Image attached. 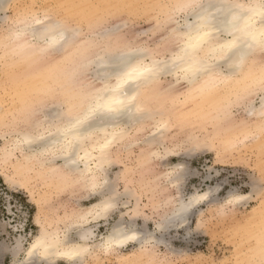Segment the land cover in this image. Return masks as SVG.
Masks as SVG:
<instances>
[{"label": "snow or ice", "instance_id": "6c2138e0", "mask_svg": "<svg viewBox=\"0 0 264 264\" xmlns=\"http://www.w3.org/2000/svg\"><path fill=\"white\" fill-rule=\"evenodd\" d=\"M140 7L156 13L155 27L144 35L167 33L154 48L134 43H117L113 47L111 41L121 31L120 25L95 33L85 44L99 46L100 50L73 68L74 78L87 75L92 80L90 89L74 90L69 104L55 106L50 114L36 108L22 110L15 120L16 130L2 137L5 147L0 161L7 164L12 159L20 162L23 158V162L34 168L55 171L67 186L82 185L89 199L94 200L87 212L75 218L72 234L66 231L63 239L49 231L37 214L38 234L25 232L12 246L0 244V257L11 255L12 264H89L94 254L118 252L130 243L141 248L155 246L159 242L158 233L170 234L181 228L190 231L195 206L204 201L220 204L217 193L224 189L227 195L221 207L255 200L264 208V171L260 178L254 173L242 174L239 180L225 175L204 191V186L212 180L211 173L205 175L178 162L167 173L169 183L180 190V185L199 177L200 185L194 186L191 196L177 198L173 211L157 220L154 229L139 222L141 215L147 220V213L141 212L139 206L133 209L128 191H120V173L113 177L111 153L114 146L130 138L149 120L157 122L158 132L160 126H167L161 124L162 114L148 107L150 101L165 94L153 91V86L170 76L175 77L177 84H186L189 94L203 92L209 85H227L239 81L247 62L257 51L264 53V0H175ZM23 23L22 34L44 39L46 47L42 51L51 50L53 54L59 53L63 44L76 43L75 38L83 36L84 31L83 26L72 27L66 20L48 13L43 19L33 17ZM105 41L108 43H101ZM173 41L176 47L170 49L168 45ZM256 90L264 120V71L243 92L228 94L231 114L236 115L237 109L251 112L253 108L247 99ZM260 131L264 132V124ZM156 139L157 134L153 133L141 143L152 144ZM165 154L180 153L171 149ZM191 154L192 150L187 149V155ZM4 183L8 185V193L21 190L7 176ZM5 208L10 217L21 218L17 230L31 219V210L19 203L14 206L11 197L5 201ZM258 227L257 246L250 249L253 258L248 264H264V220ZM29 237L34 239L24 255ZM0 264L8 261L0 260Z\"/></svg>", "mask_w": 264, "mask_h": 264}, {"label": "rangeland", "instance_id": "374dc122", "mask_svg": "<svg viewBox=\"0 0 264 264\" xmlns=\"http://www.w3.org/2000/svg\"><path fill=\"white\" fill-rule=\"evenodd\" d=\"M172 2L175 0H7L0 9V40L9 33L11 28L13 30L19 25L20 19H26L25 16L29 19L31 15L33 17L49 13L56 19L59 16L63 17L72 27L83 26V36H78L79 39L87 40L97 32L120 25L121 31L111 41L114 44L113 47H116L117 43H134L154 48L162 35L167 33L156 32L144 35L155 27L156 13L140 6ZM61 5H82L83 7L62 8ZM125 5H133V7H125ZM168 47L175 49V41ZM99 49V46H95L92 51L96 53L95 51ZM2 50L4 48L0 49V57H2L0 59V110L2 109L1 112H3H0V151L4 144L3 135L14 131L13 123L22 110L28 107L26 105L32 104L38 111L49 113L55 106L64 102L59 85L64 84L67 79H72L70 71L76 62L71 48L65 53L63 51L52 53L51 58L44 62L40 61L41 64L57 66L55 77L47 80L48 85L42 77H35L34 83L32 80L26 82L24 73L28 74V70L22 65H19L22 68L12 65L14 57L9 65L10 58H7V54L5 55L6 49ZM258 56L264 60V53L260 52ZM41 64H37L38 70L44 66ZM21 69H25L24 75L20 73ZM247 73L244 79L229 86H221L214 95L207 92L204 98L199 93L189 94L186 84L183 82L177 84L171 77L161 81L160 87L165 93L164 98L160 97L157 100L158 109L155 108L156 106H151L150 109L172 114L174 124L172 123V127L165 132L161 144L175 149L180 153L179 155H170L164 159L155 156L148 167H145L138 163L139 149L142 145L127 148L119 144L118 147H114V151L119 153L117 154L119 163L113 166L115 169L113 177L116 173H120V191H128L133 209L139 206L141 212L147 213V220L143 215L139 217L141 224H147L154 229L157 220L173 211L177 198L182 195L191 196L194 186L200 185L199 177L191 178L187 185H180V190L173 183H169L167 173L178 162L186 163L190 168L198 169L205 175L211 173L212 180L204 186V191H207L209 185L214 186L216 179H222L225 175L239 180L242 174L254 173L257 178H260L261 172L264 171V132L260 131V126L264 124V120L261 119V115L259 117L249 115L244 109H237L236 115H232V110L227 106L228 94L233 91L243 92L260 72L256 69L250 72L248 70ZM82 76L86 81L88 80L86 78H89L87 75ZM42 87L45 88L42 89ZM51 88L53 91L49 92ZM11 89H15L16 94ZM20 91L23 94L20 95ZM17 92H20L19 97ZM248 100L257 106L258 91H253L247 103ZM40 118L42 119L43 116ZM192 133L198 138L197 145L195 143L194 146L190 143V139H187ZM148 134L149 131L145 132L139 141L144 140ZM161 147L158 145L151 150L156 153L162 149ZM187 149L192 150L190 156L187 155ZM7 164L0 161V244L12 246L15 244V239L25 232L38 234L40 226L35 223L37 214L49 230L58 228L56 230L60 233L69 230L71 235L73 214L94 202L89 199V193L83 186L69 187L50 174L47 169L44 171L41 169V172H38L39 168L29 165L28 168L18 169V173L14 171L13 166H9L10 163ZM124 165L130 168L124 171ZM23 169L27 170L26 174ZM3 173L9 176V179L21 190L8 193V185L4 183V177L1 175ZM217 195L220 197V204H209L204 201L195 206L190 231L181 228L170 234L158 233L159 242L155 246L141 248L138 244L130 243L111 254L98 252L89 258V264H248L253 258L250 249L257 246L258 226L264 220V208L255 200L221 207L227 195L226 189ZM9 197L14 206L19 203L23 204L26 210H31V219L27 220L20 230L16 229V225L20 223L21 218L18 215L10 217L5 208V201ZM30 200L31 203H29ZM31 239L33 237H29V243ZM0 260H7L8 264H12L13 258L8 255L0 257Z\"/></svg>", "mask_w": 264, "mask_h": 264}, {"label": "bare ground", "instance_id": "6f19581e", "mask_svg": "<svg viewBox=\"0 0 264 264\" xmlns=\"http://www.w3.org/2000/svg\"><path fill=\"white\" fill-rule=\"evenodd\" d=\"M7 0H0V9H1V7L5 4V2H6ZM238 2H247V0H238ZM46 11V10H45ZM44 12V11H43ZM49 14V13H48ZM50 15V14H49ZM60 15H62V14H60ZM30 17H32V15L31 16H29V19H28V17H26L25 16V18L26 19H23V20H21L20 19V22L18 21V23H19V25H17V27L16 28H14L13 30H12V28H11V30L9 31V33L8 34H6V35H4L3 36V38H1V40H0V47H3L4 48V50H2V51H5V49H6V53H5V55L7 54V58H10V64L9 65H11V63H12V65H18V68H22V66H24L23 68H26L27 70H28V74L27 73H24L25 72V69H21L22 70V72H20V73H24V74H26L25 76H24V79H25V81L26 82H28V81H31L32 80V82L34 83V79H35V77H42V79H43V81H46V84H47V80L48 79H52L53 77H55V74H56V69H57V66H53V64H46V63H44V64H41L40 63V61H46V60H48V58H51V54L53 53L51 50H49V51H47V52H45V51H42V49H44L45 47H46V43H45V41H44V39H40V38H37V39H33L32 38V36L31 35H25V34H22V32H21V30L24 28V23H23V21H25V20H32V18L33 17H39L40 19H43L44 18V15H42V16H37V15H34L32 18H30ZM21 18V17H20ZM57 19H62V20H65L63 17H61V16H59ZM17 21V20H16ZM17 23V24H18ZM36 27L37 28H39V25H36ZM93 36V35H92ZM78 38V37H77ZM77 38H75V40H76V43H72V44H63V42H61V44H63V47H62V49H61V51H63V53H65L66 51H68V49H72V52H73V56L74 57H76V62H75V64L73 65V67H72V69H71V77H72V79L70 80V79H67L66 80V82L64 83V84H60L59 86H60V89H61V91H60V93H61V97H62V100L64 101L63 103H65V104H69V102H70V100H71V95H72V93H73V91L74 90H78V89H85V90H88V89H90V87L92 86V84H93V82H92V80L90 79V78H86V79H90L89 80V82H88V80L86 81L84 78H83V76L81 75V76H79V77H73V68H74V66L76 65V64H78L79 62H81V61H83V60H85V59H91V58H93V56H94V54L95 53H93V51H92V48H94V47H89L87 44H85V41L86 40H83V39H79L78 38V40H77ZM87 38V37H86ZM102 44H104V43H106V42H101ZM114 44H112V46H113ZM57 47L58 48H60L61 47V45H57ZM68 47V48H67ZM3 48H0V49H3ZM100 50V49H99ZM98 50V51H99ZM95 52H97V51H95ZM1 53H3V52H1ZM260 53V51H257L255 54H254V56L247 62V65H246V67L243 69V73L241 74V76H240V79L242 80V79H244L245 77H246V75L248 74L247 72H248V70H249V72L250 71H252V70H258L260 73H261V71H264V60H261L260 59V57L258 56V54ZM1 55V54H0ZM4 55V54H3ZM66 55H68V54H66ZM54 56V55H53ZM12 57H14V61H12L11 59H13ZM66 57V56H65ZM2 57H0V59H1ZM12 61V62H11ZM58 61V60H57ZM4 62V61H3ZM4 64V63H3ZM8 64V63H7ZM37 64H41V65H44V66H42V67H40V70H38L37 69ZM56 64V63H55ZM65 64V63H64ZM6 65V64H5ZM8 65V66H9ZM19 65H22L21 67H19ZM7 66V67H8ZM15 68H17V67H15ZM9 69V68H8ZM9 71V70H8ZM7 71V72H8ZM260 73H258L259 75H260ZM8 74V73H7ZM10 74V73H9ZM22 74H21V77H22ZM23 74V75H24ZM20 75V74H19ZM250 76L252 75V74H249ZM6 76H8V75H6ZM86 76V75H85ZM20 77V78H21ZM88 77V76H87ZM171 78H173V79H175V77L174 76H170ZM7 78V77H6ZM62 78V77H61ZM5 79V78H4ZM39 79V78H38ZM239 79V80H240ZM36 80V79H35ZM21 81V80H20ZM51 81V80H50ZM175 81V80H174ZM14 82V81H13ZM15 82H17V81H15ZM235 82H238V81H236V80H233V81H231V82H229L227 85H219L218 87H216V86H213V85H209V87L205 90V91H203V92H199V95L201 96V97H205V95H206V93L207 92H210V94L211 95H214L217 91H218V89L221 87V86H229V84L230 85H232V83H235ZM33 83H31V85L33 84ZM60 83H62V82H60ZM160 83L161 82H158L156 85H154L153 86V91H155V92H161V93H163V89L160 87ZM16 84V83H15ZM15 84L13 85V86H15ZM28 84V83H27ZM30 85V84H29ZM48 85V84H47ZM235 85V84H234ZM98 86V85H97ZM244 86V85H243ZM12 87V86H11ZM17 88H19L18 86H16ZM31 87V86H30ZM55 87V86H54ZM58 87V86H57ZM15 88V87H14ZM17 88H15L16 90H17ZM43 88H45V87H42V89ZM225 89H227L226 87H224ZM223 88V89H224ZM15 89H11V91H14V93H15ZM23 90H24V88H23ZM10 91V92H11ZM34 91V90H33ZM49 92H51V91H53L52 90V88L51 89H49L48 90ZM56 91V90H55ZM54 91V93H56ZM258 91V90H257ZM4 92V91H3ZM21 92V91H20ZM19 92V93H20ZM23 92H25V91H23ZM18 92H17V95L19 94ZM53 93V94H54ZM13 94V93H12ZM16 94V93H15ZM14 94V95H15ZM21 94H23L22 92L20 93V95ZM28 94V93H27ZM29 94H30V92H29ZM40 94H42V93H40ZM39 94V95H40ZM52 94V93H51ZM57 94V93H56ZM8 95V94H7ZM16 95V96H17ZM20 95H18L17 97H19ZM33 95V94H32ZM36 95H37V93H36ZM192 95V94H191ZM3 96V95H2ZM11 96V95H10ZM9 96V97H10ZM27 96V95H26ZM42 97H45V96H43V95H41ZM198 96V95H197ZM55 97H56V95H55ZM160 97H163V95H161ZM174 97V96H173ZM249 97V96H248ZM36 98V97H35ZM47 98V97H46ZM164 98V97H163ZM49 99V98H48ZM50 99H51V97H50ZM160 99V98H159ZM45 100V99H44ZM44 100H42V101H44ZM41 101V100H40ZM41 101V102H42ZM46 101V100H45ZM253 101V100H252ZM61 102V101H60ZM5 103V102H4ZM19 103H20V101H19ZM36 103H38V101L36 102ZM36 103H35V105H36ZM40 103V102H39ZM59 103V102H58ZM162 103V102H161ZM57 104V103H56ZM159 104H160V102H159ZM248 104L249 105H252V108H253V110L251 111V112H248L247 114H249V115H253V116H257V117H259L260 116V111H259V109H260V104H258L257 106L256 105H254L253 104V102H251V100L249 101L248 100ZM23 105V104H22ZM30 105V106H29ZM26 106H28L27 108L25 107V110H28V109H31V108H33L34 106H32V104H28V105H26ZM154 107V106H156L155 108H157L158 109V107H159V105H158V102H157V100L156 101H150L149 102V104H148V107L150 108V107ZM20 107V106H19ZM18 107V109H20ZM36 108V107H35ZM154 108V109H155ZM12 110H13V108H12ZM12 110H11V112H12ZM22 110V109H21ZM54 110V108L49 112V114L52 112ZM160 110V109H159ZM2 111V109L0 110V112ZM154 112H156V113H158V114H162V116H163V120L161 121V124H166L167 126L166 127H163V126H160L159 127V132L157 131V127H158V125H157V122L156 121H153V120H149V121H147V122H145L141 127H139L136 131H134L133 133H132V135H131V137L130 138H128V139H126L124 142H122L121 144L125 147V146H127V148H130V147H132V146H138V145H142V147L139 149L140 150V153H139V155H138V163L140 164V166H145V167H148V165L151 163V161H152V159L155 157V156H160L161 158H165V157H168V156H170V154H165L168 150H171L170 148H167V147H165L163 144H161L162 142V138L164 137V134H165V132H167L169 129H170V127H172V125L174 124L173 123V116H171L169 113H163L161 110V112L160 111H158V110H153ZM187 111V110H186ZM10 112V113H11ZM44 112H46V111H44ZM1 113H3V112H1ZM19 113V112H18ZM20 115V114H19ZM5 116H6V113H5ZM226 116V115H225ZM5 118V117H4ZM19 118V117H18ZM0 119H1V117H0ZM13 119H15L14 117H13ZM41 119V118H40ZM43 119V118H42ZM180 119V118H179ZM157 120H160V116L158 115L157 116ZM169 121H170V123H169ZM5 123V122H4ZM3 123V124H4ZM10 123V122H9ZM173 123V124H172ZM176 123H177V121H176ZM0 124H1V122H0ZM12 124V123H11ZM13 124H15V123H13ZM179 124V123H178ZM13 126V125H12ZM15 126V125H14ZM15 130V129H14ZM147 131H149V134L147 135V137H149L151 134H153V133H156L157 134V139H156V141H154L152 144H142L141 142L143 141H139V138L141 137V136H143V135H145V132H147ZM162 133V134H161ZM194 133H192L191 135H189L188 137H187V139L189 140L190 139V143H192L193 144V146H194V144L196 143V145H197V140H198V138L197 137H195V135H193ZM193 137V138H192ZM248 137V136H247ZM146 138V137H145ZM144 138V139H145ZM158 145H161L162 147V149H159V151L158 152H156L155 153V155H154V153H153V151L151 150L153 147H156V146H158ZM2 148H1V151H0V156H2L3 155V150H4V147H5V144H3V146H1ZM114 147H118V145H116V146H114ZM221 147V146H220ZM223 148H225V147H223ZM126 149V148H125ZM229 149V148H228ZM158 150V149H157ZM162 150V151H161ZM120 152V151H119ZM117 154H119V153H116V150L114 151V148H113V150H112V153H111V160H112V167L113 166H116V165H118V163L119 162H117V160L119 161V158H117ZM222 157V156H221ZM14 161H16V160H11V161H9L8 163H10V164H12V165H10L9 164V166L10 167H14V171H18V169H20V168H28V167H30L29 165L30 164H28V163H25V162H23V158H21V161L20 162H17L16 161V163L14 162ZM7 166H8V164H7ZM124 167V171L125 170H127L128 168H130V167H128L127 165H124L123 166ZM13 170V169H12ZM22 170V169H21ZM25 170V174H26V169H23V171ZM48 171H50V174H52L53 176H55L56 178H59L61 181H63V182H65V180L63 179V177L59 174V173H57V172H55V171H52V170H49V169H47ZM46 170V171H47ZM42 171H44V169L42 170ZM38 172H41V169H40V171H38ZM38 172H36V173H38ZM18 173H19V171H18ZM18 173H16L17 175H18ZM21 173V172H20ZM22 174V173H21ZM31 174V173H30ZM1 175H3V177H4V179H5V176H7V175H4V173L3 174H1ZM17 175H14V176H17ZM36 175V174H35ZM22 176V175H21ZM18 177H19V175H18ZM46 177V176H45ZM7 178L9 179V176H7ZM10 180V179H9ZM11 181V180H10ZM52 181V180H51ZM41 182V181H40ZM66 183V182H65ZM80 184H76V185H74V186H79ZM80 186H82V185H80ZM67 187V186H66ZM92 204V203H91ZM91 204H90V206H88L87 208H82L80 211H78V212H76V214H73V216L72 217H74L73 219H74V222H75V218H77V217H79L80 215H82L83 213H85V212H87L88 211V209L91 207ZM135 208H137V206L135 207ZM73 224V223H72ZM88 224H84L83 226L85 227V226H87ZM66 228H67V226H66ZM71 228V227H70ZM56 229H58V228H56ZM49 230V231H51L52 233H54V234H56V233H58L59 235H60V237H61V239H63L64 238V233H60L58 230ZM68 229H69V227H68ZM71 230V229H70ZM40 231V230H39ZM61 231V230H60ZM68 232H69V230H67ZM21 236V235H20ZM19 236V237H20ZM33 239H34V237H33ZM16 240H17V238L15 239V242H16ZM28 247H30V243L28 244ZM27 254V248H25V253H24V255H26ZM94 256V255H93ZM99 256V255H98Z\"/></svg>", "mask_w": 264, "mask_h": 264}]
</instances>
